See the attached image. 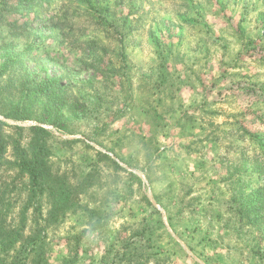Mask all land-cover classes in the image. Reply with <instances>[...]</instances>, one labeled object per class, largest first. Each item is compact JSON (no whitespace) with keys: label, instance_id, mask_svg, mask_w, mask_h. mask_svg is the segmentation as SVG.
Wrapping results in <instances>:
<instances>
[{"label":"rangeland","instance_id":"rangeland-1","mask_svg":"<svg viewBox=\"0 0 264 264\" xmlns=\"http://www.w3.org/2000/svg\"><path fill=\"white\" fill-rule=\"evenodd\" d=\"M0 124V264H264V0H0Z\"/></svg>","mask_w":264,"mask_h":264},{"label":"trees","instance_id":"trees-1","mask_svg":"<svg viewBox=\"0 0 264 264\" xmlns=\"http://www.w3.org/2000/svg\"><path fill=\"white\" fill-rule=\"evenodd\" d=\"M16 1L17 3H22L25 0ZM24 3L28 4L30 2ZM55 84L57 83L51 80L48 83H41L37 89L46 93L48 87L50 90V86ZM14 128L23 130L19 126H14ZM30 129L31 131L47 133L43 128L38 126ZM41 142L38 139L31 142L29 150L25 149L20 142L11 143L10 138L3 133V128L0 124V167L5 164L8 149L13 144L15 160L8 165H11L13 170L18 171L21 178L28 179L29 202L45 196L49 198L51 209L48 217L51 222H56L62 215L75 206L76 198L74 194L80 190V185L72 186L66 184L62 179L53 174L48 162L47 149Z\"/></svg>","mask_w":264,"mask_h":264}]
</instances>
